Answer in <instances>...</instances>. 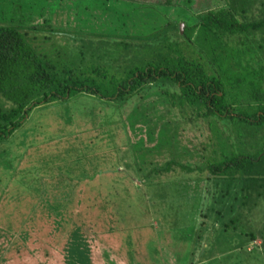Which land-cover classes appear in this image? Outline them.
Masks as SVG:
<instances>
[{"label": "trees", "instance_id": "1", "mask_svg": "<svg viewBox=\"0 0 264 264\" xmlns=\"http://www.w3.org/2000/svg\"><path fill=\"white\" fill-rule=\"evenodd\" d=\"M56 1L32 0L35 8L28 10L21 6L8 10L0 7V180L3 175L12 177L30 148L38 149L52 139H39L43 127L50 125L37 120L39 115L44 116L41 111L48 112L47 115L57 112L59 118L73 123L72 104L87 97L95 103L87 112L94 123L92 129L108 126L105 136L112 142L111 129L116 123L122 126V118L120 121L107 118L98 123L97 111L103 105L116 107L120 113L129 106L134 113L147 100L148 118L165 101L166 108L182 116L186 124L196 126L197 130L202 123L206 124L210 141L204 142L205 147H224L220 149L221 158L212 156L213 161L210 158L211 161L195 163L191 169L204 173V182H214L211 204L215 205L213 230L218 237L235 230L236 213L248 205L253 193L260 197V188H264V0H210L203 8L194 10L190 6L189 13L181 18L172 16L174 0H157L153 7H144L147 17L145 14L142 18H129L123 11L117 19L93 21L92 28L87 22V31L80 17L72 29L49 28L54 39H64L66 50L42 31L52 25L49 15ZM41 13L46 14L44 20ZM177 20L183 22L182 32ZM52 46H57L54 52ZM153 93L158 99L151 96ZM168 115L172 114L165 115L167 119L163 122L167 127L171 123ZM153 118L148 126V162L155 160L152 156L155 146L160 140L165 141L167 132V127L155 122L156 116ZM129 119L132 125L136 123L134 114ZM220 121L226 124L219 125ZM172 123L175 127L176 122ZM136 127V134L142 131ZM69 134L58 137V140L71 138L70 160L56 166L66 173L55 177L51 189L44 178L39 177L41 181L34 178V190L27 192L28 199L25 191L19 192L22 217L3 249L4 238L0 237L2 262L7 250L11 251V244L28 248L33 232L36 243L37 236L42 243L50 238L62 255V264H100L90 242L98 235L95 225L110 209L106 207L102 189L93 190L88 185L103 173L99 169L100 158L90 144L83 142L78 131ZM191 144L195 142L190 140L187 146ZM114 149L118 151V147ZM205 151H201V156ZM119 158L115 155L114 160L108 161L112 170L121 166ZM175 165L180 167L174 159H168L161 167L154 165L150 173L175 170ZM134 169L142 171L139 167ZM150 173H147L149 180ZM87 194L92 197L91 203ZM39 206L43 209L40 216L36 212ZM83 208L87 210L85 213ZM93 212L95 216L91 219L88 214L91 216ZM203 215L207 217L206 213ZM28 227H32L30 235ZM203 230L208 235V228ZM259 233L260 244H264V225ZM248 236L252 242L255 240L253 233ZM208 245L201 244L202 249L198 244L194 246L189 264H199L195 255L207 253ZM103 253L106 251L98 257L107 262ZM200 262L204 264L205 260Z\"/></svg>", "mask_w": 264, "mask_h": 264}, {"label": "rangeland", "instance_id": "2", "mask_svg": "<svg viewBox=\"0 0 264 264\" xmlns=\"http://www.w3.org/2000/svg\"><path fill=\"white\" fill-rule=\"evenodd\" d=\"M3 1L0 3L3 10L19 9V6L24 10L35 8L32 0ZM156 1L63 0L59 3L57 0L56 6L49 15L53 20L51 21L52 25L46 26L42 31L46 35H51L52 42L54 41L61 49V47H65V43H62L64 39L60 37L58 40L54 39V35L49 33L50 29H72L74 23L81 17L84 30L87 31L89 22L92 28L93 21L102 22L103 20L117 19L123 11H126L129 18L135 16L142 18V15L145 17V14L147 17V10L144 7L147 5L153 7ZM191 1H194L191 3L192 5L189 4ZM209 1L174 0L175 10H172L174 14L172 16L181 18L189 13L190 6L196 10V7L207 6ZM58 8H60V12L54 11ZM151 10L154 9L151 8ZM45 17L46 14L41 13L40 18L44 20ZM45 22L48 25L47 21ZM177 23L183 24L178 20ZM25 24L29 23L25 22ZM57 46H52L53 52ZM64 49L66 50V47ZM151 96L158 99L154 93ZM93 104H95L94 101L87 97H82L72 104L73 123H67L59 118L57 112L47 115L48 112L41 111L44 116L38 114L39 122L50 123L43 127L44 130L39 129L42 132L39 139H52L42 143L38 149L30 148L29 153L20 159L12 177L8 179L9 174L3 175L0 180V237L4 238L2 249L10 241L9 236L14 234L22 217L23 203L19 192L25 191V198L28 199L27 192H33L35 186V182L32 180L39 177L44 178L43 181L48 184H46L47 188H52L51 185L55 182V177L60 173H66L63 171L64 168L56 166L68 162L73 152L71 151V138L58 140V137H67V135L70 136L69 133L78 131L83 142L90 144L93 147L92 151L99 156V169H102L103 172L88 184L91 185L89 188L93 190L101 188L102 193L106 194L105 200L108 203L106 207L110 209L107 212L109 214H106L103 220L98 221L95 225L98 235L90 242L92 252L100 264H107V262L108 264H189V261L192 260L193 247L198 244V248L202 249L201 244L206 242L210 246L208 252L195 255L196 262L199 264H201V259L205 260L204 264H264V244H260L262 236L259 233L261 226L264 225V188H260L262 191L260 197L253 193L248 205L240 209L241 213H236L235 230H229L223 238L218 237V233L215 232V229L213 230L216 215L215 211H212V207L214 208L215 205L211 204L213 201L211 184L214 182L208 180L204 182L205 179L202 178H205L206 175L191 169L195 163H203L210 158L213 161L212 156L217 155L216 159L222 157L220 149L224 147L213 148L210 145L205 147L204 142L210 141L206 124L202 123L203 125L199 126L198 130L196 126L186 124L182 116L174 115V110L166 108L168 106L165 105V101L160 102L158 105L161 107L153 111L152 114L150 113L148 118H146V114L150 103L147 100H143L134 113L129 106L123 109L124 113H120L116 107L103 105L97 111L99 119L96 120L98 123L107 118L112 121H120L122 118L120 122L122 126L116 123L114 129H111V131L113 130V141L109 142L108 137L105 136L108 126L92 129L94 123L91 115L87 112ZM133 114L136 116L134 119L136 123L132 125L129 117ZM167 114H172L168 115V119L171 123L172 121L176 122L175 127L172 126L173 123H169L168 127V124H163L167 119L164 116ZM153 116H156L155 122L160 121L159 124H162L163 128L167 127L165 129L167 132L165 141L160 140L161 145L158 142L155 146L156 151L152 155L155 160L148 162L149 155H146V150L150 146V140L147 141L148 126L154 120ZM218 123L219 125L226 124L225 121ZM136 125L142 130L137 134L134 132V130H138ZM142 137L144 140L141 139ZM141 140L142 142H140ZM190 140H193L195 144L188 147L187 143ZM116 147H118L117 152L114 149ZM212 149H215L214 154L211 153ZM203 150H206L205 155L201 156ZM115 155L117 158L120 156L122 164L112 170V167L107 163L109 160H114ZM168 159H174L180 167L175 165V170L162 171L158 175L150 173L154 165L161 167ZM136 167L142 171L135 170ZM185 167H190L188 169L190 172L185 170ZM148 172L151 176L150 180L147 176ZM39 181H41L40 178ZM178 181L180 182L178 183ZM112 184H114L113 187ZM137 184H140L141 187L138 188ZM152 184L159 187L155 188ZM40 188L44 187L40 185ZM84 188H88V186ZM87 196L89 197L88 202L91 203L92 197L89 194ZM93 200L95 204L94 196ZM24 204H27L25 200ZM38 210L36 212L40 216L43 209L39 206ZM87 210L82 209L84 213ZM204 213L207 214V217L203 215ZM88 216L92 219L95 212L91 214L92 217L89 214ZM108 219H112V221ZM25 225L28 226V223ZM205 228H208V235L203 230ZM27 231L30 235L32 227H28ZM250 233H253L255 237L253 242L248 238ZM200 234L206 237L199 238ZM32 235L34 237L31 238L30 243H27L28 248L23 245L15 247L11 244V251L7 250L4 262H2L0 254V264H62V255L52 245L50 238L42 243L41 238L37 236L36 243L33 241L36 239V234L32 232ZM239 238L241 244H238ZM45 249L48 250V255ZM102 251H106L103 254L107 255V262L98 257Z\"/></svg>", "mask_w": 264, "mask_h": 264}, {"label": "water", "instance_id": "3", "mask_svg": "<svg viewBox=\"0 0 264 264\" xmlns=\"http://www.w3.org/2000/svg\"><path fill=\"white\" fill-rule=\"evenodd\" d=\"M179 28H180V32H182V30H183V24L182 23L179 25Z\"/></svg>", "mask_w": 264, "mask_h": 264}]
</instances>
